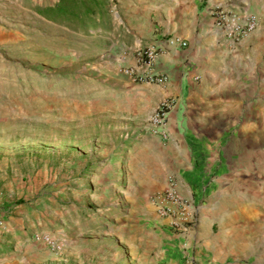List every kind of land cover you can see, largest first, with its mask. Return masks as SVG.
<instances>
[{"label": "rangeland", "instance_id": "rangeland-1", "mask_svg": "<svg viewBox=\"0 0 264 264\" xmlns=\"http://www.w3.org/2000/svg\"><path fill=\"white\" fill-rule=\"evenodd\" d=\"M109 22L63 25L0 0V264H160L136 179L159 84L124 72L142 68L138 49L121 62L130 48ZM253 55L251 77L264 50Z\"/></svg>", "mask_w": 264, "mask_h": 264}, {"label": "crops", "instance_id": "crops-1", "mask_svg": "<svg viewBox=\"0 0 264 264\" xmlns=\"http://www.w3.org/2000/svg\"><path fill=\"white\" fill-rule=\"evenodd\" d=\"M15 1L28 3L47 20L41 13L60 0ZM83 1L89 9L84 15L75 13L77 25L84 26L82 17L104 12L129 45L121 62L135 64L131 51L140 46L157 42L162 47L151 68L167 76L157 85V98L177 99L165 133L159 128L139 141L137 189L149 196L172 175L184 197L201 203L196 223L186 232L170 229L149 210L156 261L264 264V61L255 81L246 75L255 66L253 54L264 50V0H115L121 16L117 25L107 0ZM218 6L236 13L256 11L258 28L237 42L228 41L214 24ZM172 37L186 45H169ZM253 84L260 90L257 100ZM138 85L147 90L152 86ZM142 93L145 100L152 97Z\"/></svg>", "mask_w": 264, "mask_h": 264}, {"label": "built area", "instance_id": "built-area-1", "mask_svg": "<svg viewBox=\"0 0 264 264\" xmlns=\"http://www.w3.org/2000/svg\"><path fill=\"white\" fill-rule=\"evenodd\" d=\"M213 17L215 26L223 31L225 38L230 42H237L248 33L255 31L260 22L259 14L254 10L236 13L219 6L213 9ZM167 43L178 47L186 45L185 41L173 37L168 39ZM161 48L157 42L140 46L138 55L142 68L125 69L124 72L134 79H145L148 83H164L167 80L166 74L152 72L150 68V65L159 57ZM176 103V98H166L160 102L158 109L148 119L146 127L148 133H154L159 128L162 133H165L164 127L169 113ZM149 199L155 215L170 229L186 232L198 219L200 199L192 196L184 197L172 175H168L165 187L150 194Z\"/></svg>", "mask_w": 264, "mask_h": 264}, {"label": "trees", "instance_id": "trees-1", "mask_svg": "<svg viewBox=\"0 0 264 264\" xmlns=\"http://www.w3.org/2000/svg\"><path fill=\"white\" fill-rule=\"evenodd\" d=\"M88 9L89 6L83 0H60L54 9L51 8L41 15L47 20L65 25L76 23L75 13L84 15ZM80 21L85 22L83 17Z\"/></svg>", "mask_w": 264, "mask_h": 264}]
</instances>
